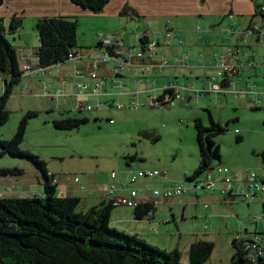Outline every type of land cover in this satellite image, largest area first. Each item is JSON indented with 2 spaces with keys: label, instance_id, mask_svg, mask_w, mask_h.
Masks as SVG:
<instances>
[{
  "label": "rangeland",
  "instance_id": "374dc122",
  "mask_svg": "<svg viewBox=\"0 0 264 264\" xmlns=\"http://www.w3.org/2000/svg\"><path fill=\"white\" fill-rule=\"evenodd\" d=\"M21 18V25L12 33L9 29L10 18H5L4 25L7 28L5 36L16 46L25 47L29 51L34 50L39 45L35 26L37 17L26 12ZM110 20L102 18L96 20L94 17L80 19L77 26V44L82 41L95 42L97 34L105 35L106 32H111V29L121 25ZM71 79L72 76L69 81ZM255 79L261 86L262 81L259 78ZM44 81L52 82L53 79L45 77ZM2 85L0 82V93ZM21 85L22 83L18 82L15 91H12L13 95L8 98L6 108L9 116L5 123L0 124V138L9 139L16 131L21 117L28 111H35L36 115L28 118L20 148L43 160L46 169L59 179L62 186L83 185L84 192L89 190V187L99 192L98 187L104 183L128 180L129 171L155 168L167 171L172 182H180L188 189L193 182L186 177L191 176L199 164L193 120L199 118L208 126L210 116L215 122L226 127L214 137L220 146V157L213 158L212 164L228 167L233 171L243 168L256 171V167L262 165L260 152L264 145V103L254 108L247 95L238 100L228 95V98L220 101L224 102L223 106L213 107L211 113L199 105L196 106L194 98L191 102L196 106L194 108L178 102L174 108L163 110L150 106L145 101L138 109L96 108L97 110L72 111L71 101L64 104L62 99H59L46 105L44 98L36 99L34 95L41 91L37 90L36 85L32 88V96L27 98L15 96L16 92L20 93ZM48 105L50 109L47 110ZM66 117L86 118V121L71 129L54 127L52 123L54 119ZM237 135L241 136L240 140L236 139ZM1 167H17L22 173L0 176V195L7 197L41 195L42 173L29 158L3 154L0 156ZM111 172H115L117 177L111 178ZM204 176L203 171L198 174L197 179H203ZM74 177L79 181L74 182ZM159 181L142 179L132 186L139 187L145 182H150L153 187H160L162 184ZM198 194L200 195H192L188 190L187 193L169 198L167 202L172 204L158 207L153 222L160 223L156 225V232L152 233V236L160 243L159 247L162 249L169 251L178 248L181 264H191L188 248L190 241L195 238H206L213 243L209 257L198 264H231L234 252L231 243L233 236L245 226L250 230L255 229L253 221L244 223V220L261 212L263 205L257 202L248 205L247 201L240 197L232 203L220 202L223 193L219 190L213 195L204 193L203 190ZM80 201L77 209L87 210L83 208L87 198L83 197ZM168 206L172 207L173 212L168 211ZM126 210L131 209L123 205L115 206L111 218ZM233 212H237L239 216H235ZM211 215L213 218L210 219ZM205 224L208 226L207 231L203 229ZM112 226L115 227V224ZM115 228L128 230L125 224L123 226L117 224ZM258 228L260 231L264 230L263 221L258 222ZM151 245L156 246L154 243Z\"/></svg>",
  "mask_w": 264,
  "mask_h": 264
},
{
  "label": "trees",
  "instance_id": "16d2710c",
  "mask_svg": "<svg viewBox=\"0 0 264 264\" xmlns=\"http://www.w3.org/2000/svg\"><path fill=\"white\" fill-rule=\"evenodd\" d=\"M73 3L100 12L108 0H71ZM4 0H0V6ZM126 11V8L123 9ZM124 13V12H123ZM22 22L19 16H12L9 29L14 32ZM77 24L75 17L39 16L35 26L39 45L34 50L40 65L64 62L73 47L77 46ZM6 26L0 18V72L4 78L0 93V124L8 119L6 108L13 87L21 80V68L17 49L6 38ZM209 111V109H205ZM35 111L26 112L20 119L16 131L9 139L0 138V156L3 154L25 156L41 170L42 195L30 197H7L0 195V264H181L178 249L165 250L151 245L143 238L122 230L110 223L111 212L116 205L104 199L99 205L85 211L79 210V197L61 196L57 193L54 174L49 173L45 162L30 151L22 150L28 118ZM210 116V115H209ZM86 121V118H60L52 121L54 127L71 129ZM196 130L199 164L187 179L214 166L213 158L220 157V146L214 137L226 127L215 122L204 125L199 118L193 120ZM237 140L241 136L237 135ZM264 163V152L261 154ZM20 168L1 167L0 176L21 174ZM150 205L143 203L134 211L136 218H142ZM17 235L21 239L9 238ZM234 248V242H231ZM213 250L208 240H196L188 248L189 262H204ZM233 264V256L231 258Z\"/></svg>",
  "mask_w": 264,
  "mask_h": 264
},
{
  "label": "built area",
  "instance_id": "2783aa9c",
  "mask_svg": "<svg viewBox=\"0 0 264 264\" xmlns=\"http://www.w3.org/2000/svg\"><path fill=\"white\" fill-rule=\"evenodd\" d=\"M257 14L256 23L246 28L237 26H220L211 27L208 30L224 32L227 34V43L223 44L225 53L218 55L213 54L215 71L204 77L205 85L196 88L185 80L184 84L177 83V80H171L164 83L159 89L160 92L150 95L148 104L153 107L166 108L174 105L175 98L185 95L184 90H192L197 94H232L235 98L243 95H251L260 92L257 83L251 80L252 77H259L264 82V13ZM196 30H200L197 26ZM162 36H157L154 29L144 28L134 32H128L122 29L113 32L110 35L97 34V44L92 51L86 53L79 47H73L68 58L64 62H57L50 65H40L38 57L34 50L25 54L22 50L18 52V59L21 68V77L42 74L45 77H53L52 73L57 72L66 62H72V81L70 88L67 87L63 80L60 86L53 88V81H43L41 91L35 96L36 99L44 98L47 101H57L62 99L64 104L72 102L70 110L72 111H90L106 104L100 100L92 101V96H103L108 91L105 88V78L97 70L98 66L104 68L110 61L113 66L110 69V81L113 86H123L124 79L131 72L135 65H140L143 61L148 69L154 70L155 66H164L166 61L159 65L156 58H159L157 46H167L176 37L172 27L165 25L161 30ZM136 39L135 43L126 42L127 37ZM211 44L217 45L216 40H211ZM259 45L261 49L254 47ZM138 60V64L137 61ZM85 62V63H84ZM84 63V64H83ZM82 64V65H81ZM185 65H188L184 62ZM264 85V84H263ZM264 92V91H263ZM252 99H256L253 98ZM138 103L131 105L136 108ZM117 108L123 105L116 104ZM263 163V162H262ZM243 182L238 181L240 171L234 172L228 167L214 165L205 171L203 179H192L193 185L188 189L180 182L164 183L160 187H153L150 183L142 188L134 187L139 179L152 180L156 177L163 176L165 172L158 169H138L130 171L128 180L121 182L118 186L103 184L100 190L106 194L107 200L114 205L127 206L135 209L138 205L147 203L150 205L146 212L147 221H151L153 208L164 203L174 195H181L190 191V194L197 195L199 190H210L214 192L219 190L227 199L236 200L238 197L250 202L260 200L263 204L261 212L250 215L248 221H253L256 225L254 230L246 226L239 230L232 241L235 244L233 252V264H264V230L260 231L258 222L263 221L264 225V163L259 171L245 168ZM115 172L110 173L114 178ZM189 180V179H188ZM77 182L78 178L74 177ZM131 184V185H130ZM216 184L218 186H216ZM146 190V196L143 189ZM84 190V186H80ZM117 190H126V194L116 195ZM42 195V192H41ZM234 214V213H232ZM235 215V214H234ZM236 216V215H235ZM208 230V226H203Z\"/></svg>",
  "mask_w": 264,
  "mask_h": 264
},
{
  "label": "crops",
  "instance_id": "0c3cea01",
  "mask_svg": "<svg viewBox=\"0 0 264 264\" xmlns=\"http://www.w3.org/2000/svg\"><path fill=\"white\" fill-rule=\"evenodd\" d=\"M124 8H126V11L123 10ZM262 9V12L264 13V0H108L107 4L100 12H92L90 9L83 8L73 3L71 0H4V3L0 6V18H2L4 23L5 18L11 19V17L14 15L22 17L26 14V12H28L35 18L39 16L61 15L75 17L79 23L80 19L94 17L96 20L100 18L104 20L111 19L116 21L118 24H121L118 27L111 29V32H106L105 35H110L111 33L121 31L122 29H126L128 32H134L144 28H150L157 32V36H162L161 30L165 27V25L172 27L176 33V37L169 45H159L156 48L160 55L159 58H156L159 60L158 65L162 61H166V65L161 67L155 66L154 70L151 71L148 69L147 65L144 64L145 61H143L140 65H135L132 67L130 74L124 79V85L121 87L113 86L112 82L110 81L109 74L110 69L113 66L112 61L104 66V68L98 66L97 70L99 71L100 75L105 78V88L108 92L103 96H92L90 99L92 101L98 99L102 102H106V104L101 105L97 109L102 108L106 110L111 108L114 110H124L126 108H140L139 105L145 101L147 102L150 95H153L154 93L158 94L160 92L159 88L164 83L174 79H176L177 83L179 84H184L185 80H187L190 84H194L196 88L204 86L205 75L215 71L213 67V54L216 53L221 55L225 53V47H223L220 42L223 40V44L227 43V40L225 39L227 36L226 33L210 31L208 29L211 27L217 28L220 26H237L240 28L249 27L251 24L256 23V16L259 14V12L261 13ZM197 26L200 27V30H196ZM95 40V42L82 41V43L77 44V46L83 52L88 53L92 51L97 44V39L95 38ZM211 40H216L218 44H211ZM126 42L135 43L136 39L128 36ZM13 46L16 49L19 47V49H17V53L20 52V50H22L25 54L28 52L25 47L16 46L15 44H13ZM254 47L261 49L259 45H254ZM136 61L138 64V60ZM184 62H186L188 65H185ZM72 66V62H66L64 65H62L61 68L54 73L53 77H51L53 79V85L59 87L60 81L63 80L67 87L70 88L71 85L69 82H71L73 79L72 77V79L69 81L70 77L72 76ZM4 78L8 79L9 75L0 72L1 83H3ZM44 78L45 76L42 74L21 77V80L19 81L22 83L20 87V93L17 94L16 92L14 95L25 98L32 96L31 91L33 86L36 85L37 90L41 89ZM255 78L259 77H252L251 80L257 83ZM263 84V81L261 86H259L257 83L256 89L260 90V92L248 95V100L252 102V106L254 108H256L259 104L264 103ZM14 89L15 86L13 87V90ZM13 93L14 92H12L10 96H12ZM184 93L185 95L175 98L173 106L161 109L167 110L174 108L176 103L179 102L184 104V106L191 108L199 105L202 109H209L211 113L213 107L219 105L220 107L223 106L222 103L224 102L220 103V101L228 98V95L234 97L232 94L228 93L224 95L220 94L218 96H215L214 94H197L188 89L184 90ZM252 97L256 99H252ZM193 98L196 100V106L191 103ZM235 99L238 100V98ZM49 102L51 101L44 99V103L46 105L49 104ZM136 103H138L136 108L131 107V105ZM116 104H121L123 107L117 108ZM189 104H191V106H189ZM35 105L37 106L38 104L36 103ZM48 109H50L49 105L47 106V110ZM262 152H264V145L260 154H262ZM262 166L263 163L261 166H257L256 171H259ZM244 169L245 168L234 171H240L238 176V181L240 182H243L244 180ZM162 171L165 172L163 176L156 177L152 180L159 179L161 181L160 184L173 183L168 178V172L165 170ZM116 177L117 174L114 178ZM40 180L42 183V175ZM53 181L57 186V193L61 196L76 195L80 200L83 197L87 198L86 203L83 204V208L89 209L91 207L97 206L102 200L107 199L108 197L100 190V187H98L97 190L99 192H96L92 187L90 188L88 186L89 190L84 192L85 189H80L81 185L62 186L59 182V179H56L55 177ZM125 181L126 180H122L118 183L110 182L104 184L118 186L121 182ZM37 182L40 183L39 180H37ZM148 183L150 182H145L144 184L142 183L143 185L139 186V188H142L143 186L145 187V185ZM218 185L216 184V186ZM58 188L60 189V192H58ZM142 190L146 195V190H144V188ZM203 191L204 193H211L212 195L218 193L217 190L214 192H211L210 190ZM115 193L116 195L126 194V190H117ZM199 195L200 194H197L195 196ZM222 195L223 197L220 202L232 203L235 201L229 200V198L227 199L224 194ZM146 196H149V194ZM80 200L79 203L81 202ZM167 200L153 208L152 216L148 217L151 218V221L149 222L147 221L146 215L140 219L136 218L134 211L131 209L129 211L126 210L121 213H117V215L113 218L110 216V223L112 222L111 225L114 223L115 227L117 224H120V226L125 224L126 228H128V230L124 229L126 232L135 234L138 237L143 238L148 243H154L157 247H159L160 243L155 240V238L152 236V233L156 232V225L160 222L154 223L153 220L156 219V210L158 207L166 204H172L171 202H167ZM253 202L263 205L260 200H253L250 202L247 201L248 205ZM168 207V211L173 212L172 207ZM233 213L236 216H239L237 212ZM173 214L174 213H172V216ZM203 216H205V214H203ZM209 218H213V215H211ZM245 222H247V219L244 220V223ZM225 225L227 226V222H225ZM200 239L207 240L206 238H195L193 241ZM193 241H190V243Z\"/></svg>",
  "mask_w": 264,
  "mask_h": 264
},
{
  "label": "water",
  "instance_id": "95a60500",
  "mask_svg": "<svg viewBox=\"0 0 264 264\" xmlns=\"http://www.w3.org/2000/svg\"><path fill=\"white\" fill-rule=\"evenodd\" d=\"M189 181L191 182L192 180L189 179ZM8 237H9V238H14V239H21L19 236L15 235V234H13V235H9Z\"/></svg>",
  "mask_w": 264,
  "mask_h": 264
}]
</instances>
